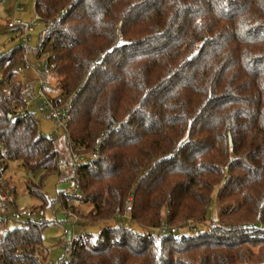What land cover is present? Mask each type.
<instances>
[{"label":"trees","instance_id":"1","mask_svg":"<svg viewBox=\"0 0 264 264\" xmlns=\"http://www.w3.org/2000/svg\"><path fill=\"white\" fill-rule=\"evenodd\" d=\"M34 12L36 48L0 54V168L39 175L25 187L43 220L7 227L0 195V264H38L57 205L114 222L78 233L60 264H264V0H35ZM46 47L38 78H55L48 95L68 116L51 138L26 105L34 88L12 82ZM51 174L78 192L49 200ZM163 223L206 228L175 239Z\"/></svg>","mask_w":264,"mask_h":264},{"label":"rangeland","instance_id":"2","mask_svg":"<svg viewBox=\"0 0 264 264\" xmlns=\"http://www.w3.org/2000/svg\"><path fill=\"white\" fill-rule=\"evenodd\" d=\"M35 0H0V54L4 52H10L16 45L23 44L29 49L34 50L36 48L41 31L44 25L41 21L35 18L34 12ZM22 7L21 10L16 8ZM20 22L21 25L28 24L33 21L32 30L27 34V41L23 42L22 28L15 25L9 27V23ZM49 55L48 47L45 48L40 57H37L34 53H30L27 56L25 68L21 65L22 70H17L13 76L12 82H21L25 85H30L34 88L31 96L27 97L28 108L34 111L35 118L37 120L38 132L44 136L57 128L56 123L50 119L47 110L42 107L41 98L36 96V88L39 71L43 68L47 56ZM1 77V76H0ZM46 79L49 83V92H54V86L56 80L51 75H46ZM9 91V86L3 87ZM62 133L59 130L60 135ZM1 183L13 186L15 191L11 195L13 200L12 204L7 205L6 214V226L11 228L18 226L25 222V219L14 220L9 218L7 215L15 210L33 209L37 205V200L31 197L25 187V183L28 180H39V175L27 173L18 161H10L7 163V167L4 170L0 168ZM72 182H61L58 175L51 174L44 178L42 183V191L49 200H55L59 192H65L72 186ZM9 190V189H8ZM73 204L78 205L81 212L84 214L88 209L87 205H81L78 201L73 200ZM208 214V221H214L216 218L215 211L217 209L216 204H212ZM72 211V210H71ZM44 218L47 220L43 227L41 235V246L39 250L42 251L43 258L42 263H56L60 261L66 253V247L62 246L60 241L64 238L63 230L71 229V225L68 222H62L63 216L60 206H56L55 213L53 214L50 210L44 212ZM77 216V215H76ZM73 227V233H85L91 238L97 236L98 232L105 226L113 225V221L109 222H93L86 219L84 216H77ZM208 222H206V225ZM135 229H139L138 226H133ZM205 225L198 226L195 230H190L184 227L181 230L182 235H193L198 230L205 229ZM41 247V249H40ZM37 248V249H38Z\"/></svg>","mask_w":264,"mask_h":264},{"label":"built area","instance_id":"3","mask_svg":"<svg viewBox=\"0 0 264 264\" xmlns=\"http://www.w3.org/2000/svg\"><path fill=\"white\" fill-rule=\"evenodd\" d=\"M22 7H18L16 8V10H21ZM35 18L38 19L39 16L38 14L35 13ZM32 24L33 21H31L28 24H23L21 25L20 22L16 21L14 23H9L8 26L9 27H13L15 25L20 26V28H22V35H23V42L27 41V33L29 31L32 30ZM24 67L26 68L27 65L25 64ZM23 67H20L18 70H22ZM49 90V83L46 79V77H39L38 81H37V88H36V96L41 98V104L42 106L47 110L50 119H52L55 123L57 128L54 129L53 131H51L47 137H54L57 136L59 134V130H65L66 129V123L68 121V116L67 114L59 109L56 108L51 100V98L48 95V91ZM4 93L7 99H9V91L7 89H4ZM14 107L17 106L14 102L11 103ZM26 105H28V102H26ZM42 135V134H40ZM74 144L69 142V149L72 152V150L74 149ZM90 157L94 158L96 157L95 154L90 155ZM72 161L74 163H80L82 161H84V158L80 155H72ZM78 192V184L75 182L72 184L71 188H69L68 190H66L64 193L70 194V195H74ZM1 195V200L3 203H5L6 205L8 204H12L13 200L11 198V193L9 190H5V191H1L0 192ZM131 209V205L130 203L127 205V211L129 212ZM62 211V216H63V220L64 222H68L71 225V229H64L63 230V234H64V238L60 241V243L62 244V246L66 247V253L65 256L62 258L61 262L66 260L69 256V250L73 244V240L75 239V237L77 236L76 233H73V227L76 223V221L78 220V217L69 209H63L61 208ZM8 217L14 220H19V219H31V220H35L36 222H41L43 220L42 216L38 215V213L35 210L32 209H24V210H15L12 211L8 214ZM184 227H179V226H169L167 225V223H163L161 224L158 228H157V232L160 236L162 235H166V234H172L174 236L175 239L179 238L182 234H181V230ZM41 249V247H40ZM42 250V249H41ZM38 249H36L35 251V259L37 261L38 264H49V263H42V258H43V254L42 251ZM61 262H56V263H52V264H60Z\"/></svg>","mask_w":264,"mask_h":264}]
</instances>
